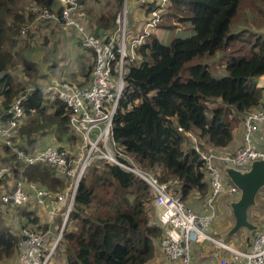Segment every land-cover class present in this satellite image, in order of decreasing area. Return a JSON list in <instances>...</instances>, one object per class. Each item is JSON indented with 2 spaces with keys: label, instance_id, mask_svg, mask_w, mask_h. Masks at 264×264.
Listing matches in <instances>:
<instances>
[{
  "label": "trees",
  "instance_id": "16d2710c",
  "mask_svg": "<svg viewBox=\"0 0 264 264\" xmlns=\"http://www.w3.org/2000/svg\"><path fill=\"white\" fill-rule=\"evenodd\" d=\"M21 1L0 0V114L7 112L17 97L25 96L14 146L30 153L40 150L34 146L49 136L52 147L75 158L79 152L70 154L65 149L81 140L69 127L70 110L60 101L47 103L35 83L26 94L31 85L20 84L12 74L20 64L27 75L33 65L22 58L17 45L21 27L33 19L29 8L20 7ZM29 1L37 7L61 10L56 0ZM75 1L82 10L91 0ZM117 2L121 7L123 0ZM245 6L253 14H262L264 0H170L162 19L173 11L180 24L191 26L193 34L183 36L186 27L168 44L153 34L148 36L137 49L139 62L130 65L124 76L125 87L112 123L113 139L141 171L166 184L188 209L187 200L193 193L204 198L206 207L211 175L186 134L191 133L202 150L226 148L243 117L262 103L264 89L258 88L255 80L264 76V35L233 31V22ZM116 16L101 13L95 20H85L94 25V36L103 37L116 29ZM159 27L173 29L162 22ZM218 52L227 53V76L221 79L197 62ZM92 68L89 66L84 75L87 84L79 88L89 84ZM0 152V163H9L14 175L0 179L1 194L11 190L16 179L24 181L25 192L33 185L46 190L53 200L65 190L68 180L53 166L24 165L3 144ZM152 201L150 188L134 174L116 165L93 163L77 187L52 260L62 256L64 264H145L154 242L160 247L164 235V229L148 215ZM1 205L0 201L3 211ZM26 206L16 208H20L17 219L22 220L21 224L17 220L18 225L34 232L49 230L48 225H38L33 210ZM19 239L20 232L0 224V264L18 258Z\"/></svg>",
  "mask_w": 264,
  "mask_h": 264
},
{
  "label": "built area",
  "instance_id": "2783aa9c",
  "mask_svg": "<svg viewBox=\"0 0 264 264\" xmlns=\"http://www.w3.org/2000/svg\"><path fill=\"white\" fill-rule=\"evenodd\" d=\"M135 1L139 7L145 9V16L136 31L133 33L129 31V36L126 6L117 15V33L103 37L94 36L78 19L80 7L75 0H56L61 8L60 12L35 5L28 9L33 19L31 23L22 27L21 35H25L33 24H61L76 32L81 49L90 51L94 61L87 87L79 88L70 82L52 79L40 89L47 103L60 101L70 110L69 127L81 138V148L77 157L70 158L66 151H59L52 146L30 153H25L14 146L13 139L23 117L22 103L25 96L17 97L8 111L0 114V143L11 148L17 160L24 165L37 163L51 165L68 180L65 190L56 196L52 209L47 212V218L52 223L57 209L63 208V222L59 232L54 235L50 230L34 232L22 229L17 243L18 264H50L65 228L80 180L87 168L95 162L116 165L148 185L154 205L160 209L157 222L164 229L160 249L167 260L191 264L193 242H214L205 233L212 224L213 210L208 215H199L188 209L179 197L169 192L166 184L141 171L133 159L117 146L112 136V123L125 87L124 76L127 69L137 62V49L148 36L155 34L163 20L162 14L170 4V0ZM183 30L182 27L177 31L181 33ZM260 87L262 89L264 85ZM32 90L33 87L28 88L26 94ZM242 123L244 147L233 153L216 154L202 150L196 138L191 133L186 134L191 140V148L199 154L211 175V196L207 201L210 209H213L215 198L222 192L232 195L238 191L233 184L222 181L217 164L225 166L226 169L243 171L248 170L252 162L264 160V152L252 144V136L264 124V106L258 105L253 108L243 117ZM12 177L13 171L10 166L0 167V179ZM24 185L23 180H15L11 190L0 195L1 203L9 208H18L29 204L33 199L36 206L44 208L46 200L51 198L50 194L33 185H29L28 192H25ZM218 264H264V227L255 234L248 252H233L230 260L222 259Z\"/></svg>",
  "mask_w": 264,
  "mask_h": 264
},
{
  "label": "rangeland",
  "instance_id": "374dc122",
  "mask_svg": "<svg viewBox=\"0 0 264 264\" xmlns=\"http://www.w3.org/2000/svg\"><path fill=\"white\" fill-rule=\"evenodd\" d=\"M90 3L95 11H98L97 9L104 10L106 13L112 15H118L121 9L125 6V0H123L121 7L118 5L117 0H91L87 3L86 6L83 7V11L87 12L90 7ZM20 7L23 8V10H27L30 8V6L33 5L32 2L29 0H22L21 3H19ZM18 5V6H19ZM36 6V5H35ZM141 8V7H140ZM136 3L135 0H126V9H127V36H129V31L132 33V31H136L140 25L142 24L143 20H141L140 16V9ZM170 15L166 16L162 20L163 25H170L173 27L171 30H167L164 27H158L155 31V36L158 37L160 41H162L164 44H168L169 40H171L173 37H176L179 35L180 30L182 27L185 30L187 27V32L183 35L185 37H189L193 34V31L191 29V26L189 24L182 25L180 22L176 19V14H174L173 11H170ZM108 15V16H110ZM80 18V16H78ZM82 18H84L82 16ZM117 20V16H116ZM32 22V21H31ZM29 22V23H31ZM28 23V24H29ZM84 26L87 28L88 31L91 33H94V25L90 24L87 20H84ZM86 24V25H85ZM117 25V23H116ZM22 29V27H21ZM20 29V30H21ZM71 29L63 27L61 24L58 23H39V24H33L30 29L25 33V35H19L17 45L19 46V51L22 52V58L27 60L28 62H32L33 65L30 66V69L28 70V74H24V68L20 64L15 67V70L12 72L14 78L16 77V80L20 82V84L23 85H31L33 83L37 84L38 86L45 85L49 80L52 78H64L66 80H69L70 83L74 84L75 86L83 87L87 84V80L85 77H81L79 79H76L75 81H72L67 76L69 74H72L73 66L75 63V57H74V51L70 48V44L72 38H74L73 31H70ZM241 30H246L248 32H253L259 35H264V8L263 13H252V11L247 7H242L237 17L235 18L233 22V31L239 32ZM117 33V27L113 32H110L108 34H116ZM63 37L70 39H63ZM81 48V47H80ZM84 51V50H83ZM88 55V51L85 52ZM89 57L87 58V62L83 63L84 65L89 64L90 66H93V57L91 56L89 52ZM139 62V59L137 60L134 65H137ZM198 63H202L208 66V69L211 73V75L216 79H221L223 77L227 76L226 71V64H227V53L224 52H218L213 56H205L203 59L197 61ZM54 65V67H51ZM33 73L32 78L30 79V73ZM32 71V72H31ZM86 70H84L83 73H85ZM75 78H73L74 80ZM30 88V87H28ZM210 117V115H208ZM50 137L47 136L44 138V140L39 139L37 144L34 146L35 149H41L48 146L53 145V142L49 139ZM55 146V143H54ZM1 147V143H0ZM81 148V140L76 141V143L73 146L65 147V149L70 154H76L80 151ZM8 159L11 158L10 156L7 157ZM2 166H9V163L2 162L0 163V167ZM14 176V175H13ZM20 209V208H19ZM19 209L13 210V212H8L9 208H3V211L0 210V224H10L15 225L17 223V220L14 218L11 219L8 217L9 213L11 214H17L19 213ZM7 216V217H6ZM5 217V219H4ZM18 229L22 230L25 227H17ZM13 260H9L10 264Z\"/></svg>",
  "mask_w": 264,
  "mask_h": 264
},
{
  "label": "crops",
  "instance_id": "0c3cea01",
  "mask_svg": "<svg viewBox=\"0 0 264 264\" xmlns=\"http://www.w3.org/2000/svg\"><path fill=\"white\" fill-rule=\"evenodd\" d=\"M125 6H126V0H125ZM90 7H91V11H87V12H84L83 8L82 10L80 9L78 15L80 16V18L79 17L78 18L82 23L84 22L86 17H90L95 20V18L101 15V13H103L105 17L111 16L110 14L106 13L104 10L102 11L100 9H97L98 11H95L91 3H90ZM82 16L84 18H82ZM140 16H141V20H143L145 16V9L142 8L140 10ZM70 31L71 32L73 31L72 36L74 38H72L71 43H69L70 44L69 46L72 49V51H74L73 53L76 64L73 66V69L71 71L72 74H69V76L68 75L65 76H67L72 81H75L76 79L85 77L84 76L85 73L82 74V72H84V70H87V68L90 65L89 64L84 65L83 63L87 62V58L89 57L88 56L89 51L87 55L85 53L87 52V50L83 51L80 48L79 39L76 32L73 29H71ZM133 32L134 31H132V33ZM63 39L69 40L70 37L69 38L63 37ZM73 78L75 79L73 80ZM52 79H58V78H52ZM60 79L70 82L69 80H66L61 77ZM260 85H264V76L258 78L257 87L259 88ZM262 89H264V87ZM260 105L264 106V93L262 96V103ZM243 134H244V126L242 123L239 127H237L234 130L233 140L228 147L217 150L208 149L207 151H212L216 154L233 153L237 149L244 147ZM252 144L254 145L255 148L264 152V124L260 127L259 131L252 136ZM217 167L220 171L222 181L226 184H232L227 178L226 167L221 166L219 164H217ZM239 197H240L239 190L232 195L228 194L227 192H222L215 198L213 202V209H210L208 204H206L205 207L204 198H200V196L197 193H193L190 196V198L187 200V205L191 208L192 211H195L196 213L201 215H208L212 212L211 210H213V214L215 215L212 224L205 230V233L208 236H210V238L214 240V242L213 241L193 242L191 246V264H218L222 259L230 260L232 258L233 252L246 253L251 249L252 240L254 237L252 235L253 231H249L247 229H241L233 235L230 234V231L235 224V219L232 213L231 205L234 202H236L239 199ZM52 205H53L52 198H48L46 200L44 208L36 206L32 199L31 203H29V205L27 204L26 207L30 208L31 211L33 210L32 212L39 220L38 223L39 226L48 225V229L55 235L57 234V227L59 221L61 222V220L63 219V208L60 207L57 209L55 218L53 222L50 223L47 218V212H49L52 209ZM3 208H9V207L1 205L2 210ZM13 210H16V208H9L8 212H13ZM159 212L160 209L154 205V200H153L148 207V215L152 223H158L157 216ZM8 215H9L8 217L10 218L12 217L11 219L14 218L15 220H18V222L21 224L22 220L20 219L19 216L17 219L16 214H14L15 215L14 217L13 214L11 213H9ZM248 221L252 225H254L256 227V230L258 231H261V229L264 227V188H262L258 192L254 206L248 210ZM18 222L12 226L10 224H5V225L10 227L11 230L19 233L21 230L17 228L19 226ZM12 263L18 264L17 256L14 257ZM58 263L64 264V259L62 256L59 259L58 257L57 259L55 258V260L53 259L50 264H58ZM5 264H10L9 260ZM145 264H180V262L167 260L163 255L159 247V244L157 242H154L153 253Z\"/></svg>",
  "mask_w": 264,
  "mask_h": 264
},
{
  "label": "water",
  "instance_id": "95a60500",
  "mask_svg": "<svg viewBox=\"0 0 264 264\" xmlns=\"http://www.w3.org/2000/svg\"><path fill=\"white\" fill-rule=\"evenodd\" d=\"M226 175L240 192L239 199L231 205L235 224L230 234L233 235L241 229L255 231L256 227L248 221V210L254 206L258 192L264 188V160L252 162L246 172L228 168Z\"/></svg>",
  "mask_w": 264,
  "mask_h": 264
},
{
  "label": "bare ground",
  "instance_id": "6f19581e",
  "mask_svg": "<svg viewBox=\"0 0 264 264\" xmlns=\"http://www.w3.org/2000/svg\"><path fill=\"white\" fill-rule=\"evenodd\" d=\"M17 180V179H16ZM210 182V181H209ZM215 210V209H214ZM215 216V215H214Z\"/></svg>",
  "mask_w": 264,
  "mask_h": 264
}]
</instances>
